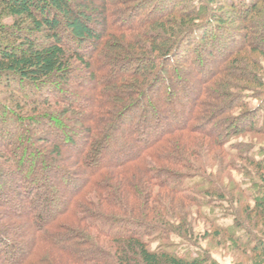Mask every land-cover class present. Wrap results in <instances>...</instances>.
Wrapping results in <instances>:
<instances>
[{
    "label": "trees",
    "instance_id": "obj_1",
    "mask_svg": "<svg viewBox=\"0 0 264 264\" xmlns=\"http://www.w3.org/2000/svg\"><path fill=\"white\" fill-rule=\"evenodd\" d=\"M185 5L0 0V264H206L150 245L193 235L183 203L207 202L187 194L240 206L198 156L225 165L229 138L264 135V92L238 93L264 88V0ZM242 160L259 183L240 191L253 203L241 221H263L264 154ZM235 224L236 243L264 255V227Z\"/></svg>",
    "mask_w": 264,
    "mask_h": 264
},
{
    "label": "rangeland",
    "instance_id": "obj_2",
    "mask_svg": "<svg viewBox=\"0 0 264 264\" xmlns=\"http://www.w3.org/2000/svg\"><path fill=\"white\" fill-rule=\"evenodd\" d=\"M184 1L186 3L185 7L197 5L198 2V0H195L193 2L189 0ZM216 11L220 12L223 15V18L226 20L225 24L233 31L239 23L238 18L234 17L232 11L226 8L225 5L216 8ZM4 23L6 25H10L11 22L7 19L4 21ZM253 57L257 58V62L261 68V71H257L260 72L259 75H263L262 77L264 78V60H261L257 55ZM188 73L190 75V81L194 82L195 80L192 78L193 76H191V72L188 71ZM167 79L171 81V78L169 76H167ZM243 87H247V89L242 90L238 93L247 97H249V95H251L253 92H264V88L258 90L256 86L254 87L243 85ZM177 95L178 92H175V97ZM259 99L250 101V99L248 98V100L250 101L249 106L247 107L248 110H255L258 102L260 101ZM241 111L243 110L236 109L233 113L239 114V112ZM213 125L215 126V123ZM226 147H230L233 149L225 158V162H227L225 163V165H221L213 160L212 155L215 154L214 152L203 154V151L200 152V155L198 156L200 159L199 161L202 163L199 164L204 175L208 176L214 183V187H218L220 189L226 188L230 191L229 193L232 192L231 196L233 198L240 199V206H238L237 208L236 204H234V202L231 201L230 197L226 194L225 195L227 196V199L225 201H219L218 199L213 197L212 199H209L205 195H199L196 198L190 194H187L186 196L188 198H195V200L202 199L207 202V205L203 206L202 208L195 207L194 204H189L187 202L183 203L185 212L188 213L187 222L193 231V235L187 237V240H185L182 238H178L174 234H170L168 241L151 242V249H156L159 245H171L173 247H176V251L180 255H185L192 258L200 256L206 259V264H264V255L259 253H252L246 248H243L242 244L236 243V236L234 235L238 233L236 232L235 228L236 222L242 223L245 227L250 228L252 233L257 236L259 235L261 226L264 227V220L262 221L255 216L251 217V222L249 220L244 224V222L241 221V219L243 218L241 211L247 205L252 207L253 203L251 202L250 198L248 200L246 196L244 197L240 193L241 190H246L248 193L253 194L256 193L255 191H258L250 188V185H252L253 183H259L256 178L259 176L257 174L258 172H256V170L251 167L248 162L242 159L244 155L252 154L254 151L264 154V135L257 136L253 133H241V135L238 137L229 138ZM188 159V163L192 165L191 162H194V159ZM163 166L170 169V171H172V173L175 175H194L193 173L189 172V170L183 169L181 167H171L167 164ZM54 185L55 181L53 179H50V184L48 187L53 188ZM153 191L156 192L157 190L153 189ZM219 192L220 193L218 194L224 195V193H222L221 191ZM7 194H9V192ZM168 197L169 195L167 196V198ZM164 200L165 204L169 205L170 207L174 205V203L168 204V199ZM175 200L177 201L179 199L176 198ZM238 209L240 214H238ZM235 217H237L238 219L234 220ZM63 221L62 223L66 224V221ZM252 225H255L256 229L253 228ZM240 229L242 230V228ZM102 242L105 247H109L107 241L102 240Z\"/></svg>",
    "mask_w": 264,
    "mask_h": 264
}]
</instances>
